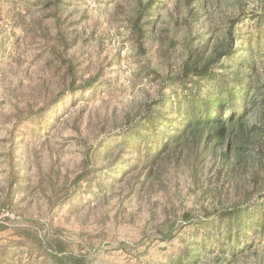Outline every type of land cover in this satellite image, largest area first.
I'll use <instances>...</instances> for the list:
<instances>
[{
  "label": "rangeland",
  "instance_id": "rangeland-1",
  "mask_svg": "<svg viewBox=\"0 0 264 264\" xmlns=\"http://www.w3.org/2000/svg\"><path fill=\"white\" fill-rule=\"evenodd\" d=\"M151 1L0 0V264H264L263 0ZM232 40L246 110L145 158Z\"/></svg>",
  "mask_w": 264,
  "mask_h": 264
},
{
  "label": "trees",
  "instance_id": "trees-1",
  "mask_svg": "<svg viewBox=\"0 0 264 264\" xmlns=\"http://www.w3.org/2000/svg\"><path fill=\"white\" fill-rule=\"evenodd\" d=\"M59 2V1H58ZM149 9H154L155 1L152 0L148 5ZM264 9V0H263ZM141 16H139L140 18ZM134 32H137V42L139 49H144L142 40L148 34V30L152 29V24L148 23H135ZM149 28V29H147ZM234 41L229 45L227 51L215 52L214 56L207 60L205 64H201L200 59L189 62L191 68L186 67L183 71L184 78L191 79L193 86L190 88L189 94L186 97L187 103L184 105L182 101L178 100L176 107L174 108V117L169 118L166 123H163L162 127L154 130H158L159 143H156L154 137L147 136L145 139L144 151L145 158H149L152 154H158L161 150L165 149L169 141H166L169 137L175 141L177 137L184 136L190 130L193 132H201L202 129H214L215 131L225 130L228 125H232L235 119L239 118V112L246 110L247 104L251 102L250 91L248 85L235 80L231 85L230 81L220 79L213 70L214 64H220L224 60H231L235 54ZM68 43L65 50L69 48ZM186 66H188V64ZM67 75H70L69 91L75 90V81L77 77V66L74 63H70ZM67 75L63 77V81L67 80ZM204 88H209L208 92L202 93ZM65 90L60 91L53 97L54 101L58 103L64 96ZM239 99V100H238ZM153 117V116H151ZM154 118V117H153ZM158 120V118H157ZM151 121L153 125L154 122ZM167 130H170L166 135ZM154 150V153L150 154ZM264 220V207L262 211ZM234 219H230L229 223H235L242 228H245L249 223L242 222L239 217V212L230 213ZM264 233V223L261 225ZM233 229L231 224L229 232ZM236 244L229 245V248H233ZM57 250L62 251L61 248ZM73 264H84L83 259L73 260Z\"/></svg>",
  "mask_w": 264,
  "mask_h": 264
}]
</instances>
